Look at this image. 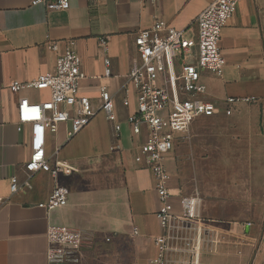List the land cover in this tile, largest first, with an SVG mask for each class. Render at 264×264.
I'll return each mask as SVG.
<instances>
[{
    "label": "crops",
    "instance_id": "1",
    "mask_svg": "<svg viewBox=\"0 0 264 264\" xmlns=\"http://www.w3.org/2000/svg\"><path fill=\"white\" fill-rule=\"evenodd\" d=\"M214 1L72 0L68 10L49 11L44 4L32 5V0H0V264H49L50 222L96 234L83 264H158L153 259L158 253L154 238L162 233L156 215L159 197L151 170L135 159L147 132L135 135L128 121L137 110L131 84L130 105L123 104L128 74L139 58L135 35L157 19L195 34L197 16ZM263 13L264 0L239 1L220 40L226 59L224 74L206 73L202 78L207 99L217 103L219 110L194 119L167 155L176 211L180 195L199 191L188 185L194 172L197 182L211 188L202 186L210 192L203 195L200 212L222 241L216 251L202 252L200 264H264V200L258 207L255 194L241 195L239 177L209 173L224 159L221 151H264ZM101 37L108 38L107 51L100 46ZM48 40L59 41V51L49 49ZM69 40H74L87 75L78 94L97 102L101 87H107L122 129L116 139L113 122L100 112L73 137L68 136L67 123L48 133L51 162L67 161L75 168L57 178L58 184L70 189L69 203L48 214L38 206L55 184L48 172L33 173L17 194L11 192V178L16 175L25 181L24 168L31 156L29 126L22 132L17 129L19 99L39 102L48 100L50 93L13 92L10 85L53 71ZM106 58L110 59L109 76L105 75ZM229 97L255 99L228 104Z\"/></svg>",
    "mask_w": 264,
    "mask_h": 264
},
{
    "label": "built area",
    "instance_id": "2",
    "mask_svg": "<svg viewBox=\"0 0 264 264\" xmlns=\"http://www.w3.org/2000/svg\"><path fill=\"white\" fill-rule=\"evenodd\" d=\"M156 1L149 0L152 4ZM239 1L215 0L197 16L195 34L157 19L151 27L140 29L135 35L139 58L128 74L123 104L130 105L128 84H131L137 96V110L129 114L128 121L135 135H141L144 129L147 132L135 159L151 170L159 197L156 215L162 233L154 238L158 253L153 259L158 264H200L202 252L216 251L222 241L221 234L206 224L201 215L203 198L198 190L180 195L179 210H175L170 186L172 174L166 159L174 149L176 139L189 130L194 119L211 116L219 110L217 103L207 99V87L202 78L206 73L219 77L224 74L226 59L220 40ZM38 4H44L49 11L68 10L72 0H32V5ZM47 45L49 49L59 51V41L48 40ZM100 46L104 51L108 50L107 37L100 38ZM191 58L195 61L190 62ZM105 67V75L109 76V58L105 59ZM86 77L75 42L69 40L64 52L58 55L53 71L41 73L32 81L14 80L10 85L13 92L36 89L50 93L48 100L39 102L27 97L19 99L17 129L22 132L29 126L31 156L24 168L25 181H20L16 175L11 178V192L17 194L33 173L48 172L55 184L47 199L38 204L48 214L69 203L70 189L58 184L57 178L75 170L67 161L51 162L47 156L48 133H56L61 124L67 123L68 136L73 137L100 112L113 122L116 139L122 129L114 96L107 87H101L97 102L78 94ZM254 99L229 97L227 103ZM227 112L230 113L231 109ZM134 233H138L137 227H134ZM46 236L49 264H83L86 250L94 247L97 238L93 231L54 222L49 223ZM106 240L109 241L110 237Z\"/></svg>",
    "mask_w": 264,
    "mask_h": 264
},
{
    "label": "rangeland",
    "instance_id": "3",
    "mask_svg": "<svg viewBox=\"0 0 264 264\" xmlns=\"http://www.w3.org/2000/svg\"><path fill=\"white\" fill-rule=\"evenodd\" d=\"M189 61L194 62L195 60L191 58ZM220 154L221 156H224L225 160L221 158L219 164L213 166L209 173H213L216 177L219 176V178L227 175L239 177L240 180H242L240 184L241 195L248 197L249 192L253 195L255 194L257 196L259 207L261 201L264 200V151L255 152L252 150H246L237 153V151L233 150L232 152L221 151ZM224 162L226 164H223ZM209 173H207V176ZM193 174L194 175L191 177V183L188 185L198 187V192H200L203 197V195L206 192H210V190H203L202 186H205L208 189L210 188V185L206 182H197L195 176L197 173L194 172ZM189 189V191H186L187 193L191 191V186Z\"/></svg>",
    "mask_w": 264,
    "mask_h": 264
}]
</instances>
